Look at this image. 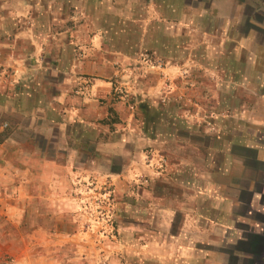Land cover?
<instances>
[{
  "label": "crops",
  "instance_id": "0c3cea01",
  "mask_svg": "<svg viewBox=\"0 0 264 264\" xmlns=\"http://www.w3.org/2000/svg\"><path fill=\"white\" fill-rule=\"evenodd\" d=\"M26 15L28 26L17 23ZM253 16L259 20L254 22ZM263 18L264 0H0V34L15 33L11 53L20 66L18 85L11 93L4 92V88L2 91L0 85V117L16 119L9 136L0 143L5 146L0 159L7 162L16 146L26 147L24 141L27 147L16 158L18 163H13L15 171L55 178L62 172L69 177H107L120 213L128 209L130 212L135 207L133 200L142 198L141 211V205L131 211L136 213V221L130 223L160 224L163 237L171 244L169 248L170 244L162 246L164 255L182 250V255H190V261L198 256L199 261L205 259L199 264H213L214 240H238V235H244L246 241L238 245L242 255L223 253V261L216 262L264 264V215L255 218V223L262 224L260 233L247 235L230 227L238 220L250 222L239 217V212L234 215V211L258 208L253 201L263 191L262 187L250 189L245 167L239 160L245 150L254 148L242 143L240 127L231 129L236 131L233 137L223 131L228 122L217 124L220 133L211 136L185 123L167 121V115L161 114L164 109L140 101L136 107L142 123L141 136L120 132L118 127L127 115L120 103L109 100L108 82L111 64L129 63L141 48L152 49L153 54L167 48L169 55V49H173L167 62L181 63L176 51L197 47L200 52L193 51L189 60L207 65L213 64L212 57L218 60L230 55L231 48H242L251 57L246 54V62L255 63L250 38L264 32ZM243 25L242 36L231 38L230 33ZM186 32L198 33L203 39L188 43ZM212 39L216 42H209ZM76 48L83 51L78 58L73 56ZM40 52L41 62L37 58ZM255 73V79L264 78L261 72ZM77 75L90 77L91 84L75 95L71 91ZM222 77L227 79L228 74ZM140 91L137 89V94ZM109 111V119L104 120ZM237 112V117L242 118L244 111L240 106ZM168 116L171 118L172 113ZM108 123L113 125L110 130L106 129ZM261 136L255 134L256 143ZM7 142L16 146L9 147ZM151 148L163 151L168 164L159 180L136 187L139 194L129 183L134 172L151 166L152 160L147 165L141 163L143 151ZM254 150L261 154L257 160L260 168L264 167L263 149ZM233 167L237 170L235 175ZM20 183L19 187H24ZM48 189L56 191L55 186ZM245 195L247 203L242 205ZM189 264H198V259Z\"/></svg>",
  "mask_w": 264,
  "mask_h": 264
},
{
  "label": "rangeland",
  "instance_id": "374dc122",
  "mask_svg": "<svg viewBox=\"0 0 264 264\" xmlns=\"http://www.w3.org/2000/svg\"><path fill=\"white\" fill-rule=\"evenodd\" d=\"M253 20L256 22L259 19L253 16ZM20 22L28 26V16L17 19V23ZM238 29L230 33L231 38L237 40L241 37L245 26H239ZM185 36L188 43L203 39L198 33L186 32ZM256 36L257 38L253 37L255 40L250 38V51L255 52V63L246 62L245 55L250 57L246 48H240V51L231 48L230 55L225 54L218 60L212 57L213 64L209 65L189 60L193 51L200 52L197 47L190 51L189 46H186L179 52L176 51L181 63L167 62L174 54L173 49H169V55L165 52L167 48L160 54H153L152 49L141 48L137 49L136 56L129 63L113 62L108 79L111 88L109 100L120 103L127 115L118 127L120 132L141 136L142 123L136 107L140 101H148L157 105L160 110L164 109L161 114L167 115V121L185 123L188 127L199 130L200 133L206 131L211 136L220 133L218 125L221 123H229L226 127L223 125V131L225 135L233 137H236V131L231 132V129L237 130L240 127V132L244 135L242 143L254 147L245 150L243 157L239 159L245 167L246 178H249V187L251 190L263 188L253 201V205L258 203V208L252 206L243 212L241 208L234 211V215L239 212V217L247 218L250 222L244 224L245 222L238 220L237 225L231 223L230 227L239 232L245 231L247 235L262 231V224L255 223V218L264 215V167L260 168L257 160L261 154L254 150L259 148L264 152V96L261 95L264 93V78H254L258 71L264 75V32H259ZM14 39V32L0 34V85L2 91L5 89L4 92L10 93L17 87L20 77L19 63L11 53ZM209 42L215 43L216 39ZM255 43L259 45L256 46ZM82 54V49L76 48L73 56L78 58ZM42 57L40 52L37 57L39 62ZM223 74H228V78L224 79ZM77 77V83L71 91L75 95L91 84L90 77ZM137 89L141 90L139 94ZM239 106L244 111L240 119L237 117ZM171 113L170 118L168 114ZM110 115L111 111L104 120H108ZM15 120L13 116L0 117V133H6L4 138L0 135V143L9 136ZM112 127L108 123L106 129L110 130ZM158 129L164 130V127ZM257 133L262 134L258 143L255 140ZM6 144L9 147L16 146L10 142ZM22 144L27 147L24 141ZM4 147L0 145V158ZM26 147L16 146L7 162L0 159V206L3 205L0 207V264H189L195 259H198V264L205 262V259L199 261L198 256L190 261V255H182V250L164 255L162 246L170 244V240L163 237L160 224L130 223L136 221L133 220L136 213L131 211L137 210L135 207L139 205L141 211L142 198H138V202L133 200L132 206L135 207L130 212H127V208L126 212L120 213L122 210L117 209L112 184L101 174L69 177L62 172L55 178L51 175H30L29 171H15L13 163L23 155ZM150 160L151 166H142L133 173L134 178H131L129 186L136 192L148 181L159 180L168 164L167 157L159 148L143 151L141 163L147 165ZM233 171L235 175V167ZM19 182L24 187H19ZM54 186L56 191L48 189ZM17 189L20 190L19 197ZM245 196L244 201H241L242 205L247 203L248 197ZM237 237L238 240L231 237L223 240L219 237L212 241L216 261H223V253L243 254L238 245L246 239L244 235ZM203 239L200 238L199 241ZM170 246L171 244L168 248ZM216 261L212 263L218 264Z\"/></svg>",
  "mask_w": 264,
  "mask_h": 264
},
{
  "label": "trees",
  "instance_id": "16d2710c",
  "mask_svg": "<svg viewBox=\"0 0 264 264\" xmlns=\"http://www.w3.org/2000/svg\"><path fill=\"white\" fill-rule=\"evenodd\" d=\"M0 135L4 138L6 136L5 132H1Z\"/></svg>",
  "mask_w": 264,
  "mask_h": 264
},
{
  "label": "flooded vegetation",
  "instance_id": "af4514ba",
  "mask_svg": "<svg viewBox=\"0 0 264 264\" xmlns=\"http://www.w3.org/2000/svg\"><path fill=\"white\" fill-rule=\"evenodd\" d=\"M264 228V227H263Z\"/></svg>",
  "mask_w": 264,
  "mask_h": 264
}]
</instances>
